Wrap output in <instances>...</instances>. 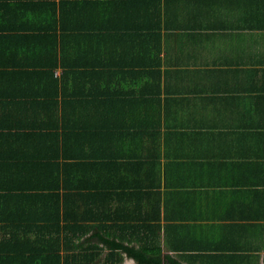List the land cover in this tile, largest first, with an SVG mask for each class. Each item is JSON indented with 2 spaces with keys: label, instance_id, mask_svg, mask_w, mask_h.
Instances as JSON below:
<instances>
[{
  "label": "crops",
  "instance_id": "crops-1",
  "mask_svg": "<svg viewBox=\"0 0 264 264\" xmlns=\"http://www.w3.org/2000/svg\"><path fill=\"white\" fill-rule=\"evenodd\" d=\"M12 181L25 190L0 187L1 210L50 226L33 240L102 236L116 264L157 245L177 264H264V0H0Z\"/></svg>",
  "mask_w": 264,
  "mask_h": 264
},
{
  "label": "trees",
  "instance_id": "trees-1",
  "mask_svg": "<svg viewBox=\"0 0 264 264\" xmlns=\"http://www.w3.org/2000/svg\"><path fill=\"white\" fill-rule=\"evenodd\" d=\"M12 181L9 185H4L0 183V187L9 186L12 192L23 191L21 190V183L14 184ZM24 185H22L23 187ZM30 185L24 186V188ZM54 197V196H53ZM51 197V198H53ZM49 205V200L46 205V208ZM0 208V218L6 220H12L10 226L0 227V232L6 234V236L11 235V237L6 241V237L0 242V264H116L112 260H104L102 262L103 248H108L109 250L117 251L119 247L118 244L109 243L104 240L101 236L99 240L103 243L87 244L82 242L79 239L78 243L70 242L64 237L65 228H60L57 231V236L60 237L59 247H56L52 241L42 239L33 240L28 236V233L31 230H39L41 233L47 232L50 226L43 228H36L30 226H19L17 224L20 219L26 215L29 218H37V213L29 208L20 209L16 205L10 208ZM22 211V212H21ZM24 211V213H23ZM8 214V215H7ZM9 216V217H8ZM10 218V219H9ZM47 220L48 217H45ZM35 220V219H33ZM54 230V228H53ZM1 235V234H0ZM6 241V242H5ZM58 242V241H57ZM58 242V243H59ZM153 256H157L156 260H143L142 264H177L168 258L161 259V249L160 245H157L155 249L152 250ZM113 256H115L113 254ZM201 264L206 260L199 258ZM214 264L213 261H210L208 264Z\"/></svg>",
  "mask_w": 264,
  "mask_h": 264
}]
</instances>
